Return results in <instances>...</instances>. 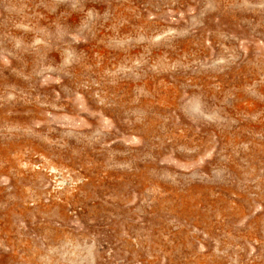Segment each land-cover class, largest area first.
<instances>
[{
  "label": "rangeland",
  "instance_id": "374dc122",
  "mask_svg": "<svg viewBox=\"0 0 264 264\" xmlns=\"http://www.w3.org/2000/svg\"><path fill=\"white\" fill-rule=\"evenodd\" d=\"M0 264H264V0H0Z\"/></svg>",
  "mask_w": 264,
  "mask_h": 264
}]
</instances>
